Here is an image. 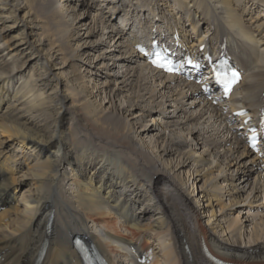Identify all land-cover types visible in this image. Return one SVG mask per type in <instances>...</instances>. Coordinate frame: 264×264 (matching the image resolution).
I'll return each mask as SVG.
<instances>
[{"label": "bare ground", "instance_id": "6f19581e", "mask_svg": "<svg viewBox=\"0 0 264 264\" xmlns=\"http://www.w3.org/2000/svg\"><path fill=\"white\" fill-rule=\"evenodd\" d=\"M172 1L164 3L166 12L160 15L181 39L193 38L191 49L207 35L218 40L222 32L232 39L231 44L241 46L244 73L237 95L228 101L215 106L199 95L197 85L164 75L143 62L124 33L112 24L114 14L122 16L124 10H129L125 5H111L114 10H109L110 17L104 16L102 10L96 11L90 22L95 29L87 27L88 31L81 33H98L97 24L109 21L103 27L107 32H103L113 42L96 55L97 61L111 60L95 66L96 76L104 77L99 82V92L112 107L119 93L130 90L123 94L126 105L121 102L120 107L135 105L142 107L145 114L154 110L161 116L160 122L153 117L139 130L148 133L162 126V132L150 135L151 146L162 154L152 156L143 138L131 136L129 123L121 128L112 111L96 108L90 93L74 75L71 61L78 53L72 51L68 56L59 42L60 32L71 35L59 29L66 22V15L59 9L63 6L45 0L53 14L46 21L28 8L26 0H0V146L5 143L1 136L7 141L12 139L30 151L31 161L24 172L29 186L22 191L20 205L23 201L25 206L20 208L12 204L16 197L13 189L24 178L14 175L15 159L0 148V205L6 206L0 211V264H80L71 244L76 234L97 247L111 264H118L112 260L114 255L120 257L119 263L127 260V264H137V256L148 249L152 251L148 264H217L204 246L227 262L264 264V214L250 223L248 232L238 213L234 214L238 208L261 207L254 202L259 190L264 196V171L258 157L235 130L240 123H229L237 120L232 115L234 110L244 107L254 115L263 101L264 14L254 10L264 6V0ZM146 3L139 1L140 10H146ZM154 3L158 4L157 0ZM135 5L130 6V16L123 14L122 20L127 23L122 27L130 28L129 21L135 20ZM152 13V21L143 15L150 26L156 24L154 16L158 14ZM48 22L56 26L49 36L45 29ZM201 23L206 24L207 31L197 37L202 33ZM11 32L10 38H4ZM113 51L120 52L116 59ZM131 61L134 63L127 65ZM116 77L120 80L115 87L106 90L112 83L109 78ZM146 94L152 101H146ZM160 95L163 97L158 100ZM139 101H146V107ZM196 106L197 110H191ZM162 115L166 119L161 120ZM62 117L69 121V137ZM135 117L137 121L143 118ZM159 135L164 137L158 145L155 138ZM225 144L228 148L224 152L214 151ZM182 146L186 148L178 158L179 167L171 166L174 158H160ZM188 160L194 163L192 172L197 180L202 181L197 187V200L188 189L185 177H190L189 172L179 175L177 170L188 165ZM243 182L248 183L243 189L244 198L240 197L239 186ZM215 206L219 209L215 210ZM201 210L207 212L205 222L198 215ZM165 238L169 242H159ZM154 240H159L160 258L152 247ZM131 249L139 254L130 258Z\"/></svg>", "mask_w": 264, "mask_h": 264}, {"label": "rangeland", "instance_id": "374dc122", "mask_svg": "<svg viewBox=\"0 0 264 264\" xmlns=\"http://www.w3.org/2000/svg\"><path fill=\"white\" fill-rule=\"evenodd\" d=\"M18 1L21 2V0H18ZM26 1H27L28 8L32 9V11H34V13L36 15L42 17L46 21H48L49 18L53 15L52 10H50L51 7H49L47 4L44 3L45 0H26ZM51 1L56 2V4L63 6V8H59V9H60V13L66 15L65 16L66 22L63 21V23L61 24V27L59 29L60 30L66 29V30H68V32H70L71 35L64 36V33L60 32L59 42L62 45L61 47L63 49V52L65 54H67L68 56L70 53H72V51H75L76 53H78V55H76V57H74L73 60L71 61L72 68H73L72 71H73L74 75L79 77L80 82L84 85L85 92L90 93L89 95H91V97H92L91 99L95 102L94 105L96 106V108H98V110H105V109L109 110V113H111V111H112L113 113H111V114H112V116H114V118L116 120V124L121 128H123V126H125V123L126 124L129 123V125L132 127V129H130L131 136L134 137V139L135 138H143L141 140H143V144L148 146V150L150 151L152 156H153V154L154 155L155 154H162V152L160 150L156 152V149H154V147L151 146V141H150V135L152 133H156V131L162 132V126L157 125L156 129H154L153 131L148 132V133H145V132L141 133L142 131H139L142 129V125L145 126V124H148L151 121V119H153V117H154V119L159 121V118L161 116L158 117V115L155 114L154 110L150 111V113L145 114L142 107H135V105H132V106L129 105L128 107L126 106V108L120 107L119 104L121 102H123L124 105H126V102H125L126 98L123 96V94H125V95L129 94L131 92L130 90H128V91L123 90V92L119 93V95L115 98V100L112 101L113 106L110 107L111 106L110 101L109 102L106 101L107 98L104 99L102 97L103 93L99 92V90H101V88H100L101 83H99V82L104 80V77L96 76L94 71H96L95 66L100 65L101 62L108 63V64L111 63L110 59H103L102 58L99 61H97V59H96V55L102 54L101 52H103L105 49L110 48L111 43L113 42V40L110 38L106 39L107 35L104 34V32H103L106 30V29H103V27H105L106 25H109V24H107V23H109V21L106 22V20H105L106 17H104V16L107 15V17H110L111 12L109 10H114V8H111V5H113L114 7H119L121 5H123V6L125 5L124 8L129 9V10L123 11L122 16H121L123 18L124 13H127V14L131 13L130 6L136 4L135 7H137L138 10L135 13H137V14L139 13L140 16H141V14L146 15L145 17H149V19H151V17H153L152 14L150 13L151 10H156V11L158 10L157 11L158 14L159 13L161 14V12H166V10H164V7H163L164 3L168 2L167 4H172L173 1L172 0H157L158 4H156V3H154L155 0H145L148 2V3H146L147 6L143 7L146 10H144V9L140 10V8H141L140 4H139L140 0H122V1L121 0L120 1L119 0H112V2H110L111 0L110 1H106V0H103V1L102 0H94V1L83 0L82 1L81 0L82 2L78 1V0H63V1L62 0H51ZM150 1L152 3H150ZM14 2H15V0H14ZM160 4H163V5H160ZM189 5L191 6L192 3H190ZM99 6H101V8H97ZM160 9H163V11H161ZM170 9H171V7H170ZM260 9H263V11ZM101 10H102V14H104L102 19H104L105 22H104V24H101V26L103 25L102 27L100 26V24H97L98 28H100V31L98 33H94V34H91L89 36L82 35L81 33H86L88 30H90V27L95 29V25H93V23L90 24V22L95 17L94 14L96 13V11L99 12ZM133 11H135V10H133ZM254 11H258V12L260 11L261 14H264V6H262V7L258 6ZM129 16H130V14H129ZM196 16H198V15H196ZM141 17H143V16H141ZM116 18H117V15H116ZM251 20H253V19H251ZM113 22H114V20L112 21V24H113ZM205 25L206 24L204 23L203 24L204 27H202V30L204 29V32L207 31ZM80 26H82V27H80ZM1 27L2 26L0 25V29H1ZM87 27H88V30H87ZM111 27L114 28L113 25H111ZM55 28H56V26L54 24H52L50 22L46 23L45 29H46V32L48 33V36L54 32ZM79 28H81V29H79ZM101 32L103 34H101ZM105 32H107V30ZM12 34H13V32H11L9 35H4V38L5 37L10 38V36ZM63 36H64V38H62ZM100 41H102L103 43L99 44ZM44 48L48 49V46L44 45ZM121 49L126 50V47L125 48L123 47ZM113 52L115 54V57L113 55V58L116 59L117 58L116 56H119L120 52L119 51L118 52L113 51ZM110 56H112V54H110ZM57 61H58V59H57ZM136 62L138 63L139 61L137 60ZM131 63H134V62L131 61V62L127 63V65H131ZM118 64H119L118 66H121L122 63H118ZM134 65H136V64H134ZM116 69H117V67H114V70H112V71L115 72ZM102 75L105 76L104 73ZM109 79H112V83L110 84L109 88H107L106 90L113 89L115 87V82H117V79L120 80V77L109 78ZM96 90H98V91H96ZM149 97H147V94L145 95L146 101L148 100L147 102L152 101ZM161 97H163V96L160 95V97H158V100H160ZM78 98H80V96L75 97V99H78ZM146 101H144V102L139 101V104L141 106H145V104L147 103ZM131 102L132 101H129V103H131ZM166 102L169 104L173 103L172 101H166ZM167 108L173 109L172 106H167ZM197 109H198L197 106L195 108H193V107L191 108V110H197ZM136 115H139L140 117L142 116L143 118L141 120L137 121L138 117H135ZM162 116L163 117L161 120L166 119V116H164V115H162ZM168 119H170V118L168 117ZM177 119H179V118H177ZM62 120L64 122V129L66 131L65 135H66V137H69V135L71 134V132L67 133V131L69 130L68 129V122L69 121L67 120L66 117H62ZM191 122H193V121H191ZM168 131L169 130H167V132ZM181 132H185V131H181ZM206 134H208V133L206 132ZM182 136H185V134ZM163 137H164V135H159L158 137L155 138L156 139L155 142H157L158 145L161 144V142L163 141ZM190 137H191V135H190ZM1 138L5 139V143H4V145H1L0 148L3 147L5 149V151H7V154H10L12 156V158L15 159V164H14V167L12 169V170H14V173H15L14 175L17 177L24 178L25 170L31 166V161H30V158L28 157V155L30 154V151H28V149L26 147H24L23 145L18 144L17 142H14L12 139L7 141L5 136H1ZM198 147L199 146H197V148ZM185 148H186L185 146L178 147V149H176L174 151V153H172L170 155H162L160 158L164 159V161H167L170 158H174L171 166L173 168H176V165H178V162H179L178 158L181 156L180 154ZM226 148H228V144H225V146L219 145V147H217V148H215V150L214 149L213 150L214 151L220 150L221 152H224V150H227ZM177 151H179L180 153H178ZM165 159H167V160H165ZM188 161H190V160H188ZM178 167H179V165H178ZM178 167H177V170L180 171L179 175H181L182 174L181 172H183V171L189 172L190 177H185L187 182H188V189L190 190V192H192L194 194V200L195 199L197 200L198 196H196V193H198V191H199L197 189V187H199L201 185L202 181L197 180V176H196L195 172H192L193 167H194V163L192 161H190V162H188V165L183 166L179 169H178ZM67 168L71 172L70 166H68ZM214 172H216V171H214ZM252 175H254V174H252ZM220 181L221 180L219 179V182ZM221 183H225V182L222 181ZM28 186H29V182H28L27 178L22 179V183L20 185L17 184V186H14L13 192H15V194L17 195V200H18V203L16 205H19L20 208L25 206L23 201H22L21 205H20V203H21V199H22V191L25 188H27ZM239 186L242 189L240 197L244 198L245 197V191L244 190L248 187V183L243 182V183H240ZM260 191L261 190H259L256 193V195H258V196L255 198L254 204L256 205V203H257V206L260 205L261 207L252 208L251 210H248L247 208H245L243 210L241 209L242 211L239 210V208H238V209H236V211H234V214L238 213L240 219H242L241 220L242 225H245L244 228L247 230V232H248L250 223L257 220L262 214H264V196H263V193ZM222 199H224V198H222ZM227 199L228 198L225 199V202L227 201ZM261 202H262V204H261ZM138 207H140V204H138ZM214 209L218 210L219 207L215 206ZM202 211L203 210H201V212H198V215H200V217L202 216V219H203L202 221L205 222L207 217H204V216H205V214H207V212L206 211L202 212ZM219 213L220 212L217 211V214H219ZM10 216H13V215H10ZM218 218H220V217H218ZM0 226H1V223H0ZM88 226L91 227V230L94 231V227L91 225V223L90 224L88 223ZM121 231L123 232L124 230L121 229ZM244 236L246 237V233ZM167 238H165L164 240L161 239L160 241L159 240L158 241L159 242H161V241L162 242H166V241L169 242V240ZM151 240H153V239H151ZM158 241L154 240L151 244H152V247H154V251L156 252L157 257L160 258L159 250L157 248L159 246ZM118 258H120L118 255H114L113 260L118 262V264H122L121 261H120L121 263H119V261H117Z\"/></svg>", "mask_w": 264, "mask_h": 264}, {"label": "snow or ice", "instance_id": "6c2138e0", "mask_svg": "<svg viewBox=\"0 0 264 264\" xmlns=\"http://www.w3.org/2000/svg\"><path fill=\"white\" fill-rule=\"evenodd\" d=\"M190 62V61H189ZM238 80V74L233 70L231 71V80L228 81V78L225 74L216 73V82L221 83L225 85V94L227 95L228 91L231 88V84H234ZM255 141V138H253V142ZM254 146V143H253Z\"/></svg>", "mask_w": 264, "mask_h": 264}]
</instances>
